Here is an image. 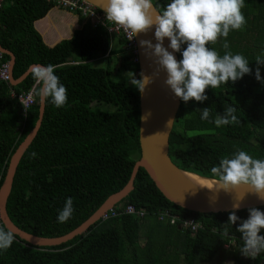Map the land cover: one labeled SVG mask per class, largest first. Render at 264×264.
<instances>
[{
  "label": "trees",
  "instance_id": "1",
  "mask_svg": "<svg viewBox=\"0 0 264 264\" xmlns=\"http://www.w3.org/2000/svg\"><path fill=\"white\" fill-rule=\"evenodd\" d=\"M153 2L162 11L170 0ZM244 3L247 23L226 39L233 54L248 59L251 74L206 89L208 99L203 102L182 101L170 138L172 160L202 176L217 178L210 169L237 149L264 159V65L255 61L257 56L264 58V0ZM54 7L49 0H6L0 11V42L16 55L14 77L22 76L32 64H51L68 90L64 107L46 101L42 126L18 166L7 204L16 225L45 237L62 236L78 228L128 183L141 158L140 92L122 78L128 71L140 78L137 56L128 49V40L119 36L118 46L109 52L107 28L88 20L70 39L48 46L35 23ZM74 14L85 19L79 12ZM224 39L209 47L222 55ZM75 48L80 50L79 61H71ZM178 54L182 59V53ZM99 57L106 58L105 67L93 65ZM9 60L4 54L3 62ZM257 67L262 80L256 79ZM35 86L31 74L18 85L0 81V187L12 155L39 118L36 95L28 109L19 99ZM228 106L235 107L239 123L217 127L215 117ZM205 107L210 109L208 120L201 119ZM67 197L73 199L74 212L66 223H60L57 215ZM129 204L144 215L124 214ZM256 208L264 211V206ZM115 209L122 213L101 218L61 245L38 247L16 236L10 248L0 251V264H203L218 259L223 251L231 253L236 264H264V253L255 259L241 254L242 234L236 231L240 220L227 225L232 211L199 213L181 208L162 194L144 168L137 174L135 189ZM167 210L182 220L193 218L202 227L193 231L181 226L180 220L175 224L167 217L161 220ZM236 215L247 219L248 209L236 211ZM260 234L264 235V229Z\"/></svg>",
  "mask_w": 264,
  "mask_h": 264
},
{
  "label": "clouds",
  "instance_id": "2",
  "mask_svg": "<svg viewBox=\"0 0 264 264\" xmlns=\"http://www.w3.org/2000/svg\"><path fill=\"white\" fill-rule=\"evenodd\" d=\"M244 6V0H170L162 11H156L152 0H106L103 10L106 21L123 29L129 40L141 32L147 33L154 26L157 42L153 44L151 40H141V46H146V52L156 57L159 68L166 71L165 83L176 97L184 102L193 99L203 102L208 99L206 89L219 88L222 84L235 82L252 72L248 59L243 54H233L226 39L231 31L240 30L246 25L247 20L242 13ZM165 38L170 40L168 48L181 52L182 59L177 60L173 52L164 46ZM220 38H225L222 45L225 51L222 55L217 49L209 47ZM182 45L186 47L182 49ZM255 61L258 65H264V58L260 56ZM30 73L37 85L35 95L41 102L50 100L56 108L66 105L68 90L60 82L53 65H33ZM129 73L128 82L140 93L153 82L143 72L139 79L134 73ZM255 76L257 80H262L259 67L255 70ZM235 112V107H226L222 115L215 117L214 124L222 127L239 123ZM209 117L210 109L203 108L201 119L208 120ZM210 171L217 177L216 189L229 192L244 187L245 192L255 193L264 200V159L254 158L247 151L237 149L231 156L221 157L219 164ZM244 194L236 195L233 209L240 208ZM73 212V199L67 197L58 212L57 221L66 223ZM248 212V218L241 220L236 211H232L227 225L233 226L240 220L236 231L242 234L243 245L239 250L242 255L255 259L264 253V235L260 234L264 229V211L250 207ZM224 235H228L227 226L224 227ZM15 239L14 231L0 224V251L10 248Z\"/></svg>",
  "mask_w": 264,
  "mask_h": 264
},
{
  "label": "water",
  "instance_id": "3",
  "mask_svg": "<svg viewBox=\"0 0 264 264\" xmlns=\"http://www.w3.org/2000/svg\"><path fill=\"white\" fill-rule=\"evenodd\" d=\"M84 1L104 12L103 8L105 7L106 0ZM152 3L155 10L160 11L153 0ZM1 28L2 24L0 21V30ZM154 32L155 27L153 26L147 33L141 32L136 35L140 73L143 72L145 75L151 77L153 82L146 86L143 93H140L141 158L136 162L128 183L121 190L110 195L78 228L65 235L56 237L40 236L30 233L16 225L8 213L7 204L13 189L18 166L26 151L36 139L44 120L46 101H39V118L36 125L12 155L5 179L0 187V220L5 226L14 231L18 239L24 240L33 246L49 247L61 245L83 234L90 226L94 225L108 213L110 209L117 206L130 195L135 189V179L140 168H144L147 171L157 188L170 202L189 211L220 213L264 206V200L258 198L255 193L245 192L246 188L241 187L240 189L229 192H225L223 189H216L215 183L217 178L202 176L184 170L172 160L170 156V138L182 100L176 97L170 86L165 83L167 73L164 69L159 68V65L156 63V57L149 55L148 52H146V46L142 47L140 44L141 40H151V42L155 44L157 41ZM169 44L170 40L165 38L164 46L168 48ZM168 50L173 52L177 60H180L178 52H174L171 48H168ZM0 52L10 56V67L12 72L11 83L13 85H18L24 82L31 74V66L36 64H32L22 76L15 78L13 72L16 63V55L12 51L5 49L1 42ZM122 60L123 59L120 58L117 69L120 67ZM195 176L210 181L213 187H198L192 184L195 182L192 180V178L196 179ZM243 194L244 198L240 201V208L238 210L233 209V204L236 202V195Z\"/></svg>",
  "mask_w": 264,
  "mask_h": 264
},
{
  "label": "built area",
  "instance_id": "4",
  "mask_svg": "<svg viewBox=\"0 0 264 264\" xmlns=\"http://www.w3.org/2000/svg\"><path fill=\"white\" fill-rule=\"evenodd\" d=\"M51 1L56 2L59 6L72 13L79 12L84 16V18H88V20H93L94 24L95 23L103 24V26L107 28V30L111 35L117 34L118 36L122 35L123 37H125L128 40V45H129L128 49H131V51H133L136 54L137 61H139L136 36H134L131 40H129L128 34L124 32L123 29L115 25H112L108 21H106L105 13L103 11L99 12L98 8H96L94 5L84 0H51ZM5 2L6 0H0V11ZM11 80H12V74H11L10 64L9 62H3V54L0 53V81L11 82ZM36 86L27 94L19 95V99L22 102L25 109L30 108L35 102L34 96H35ZM123 212L124 214H131L138 216L144 215V212L138 211L132 204L126 206ZM121 213L122 211L120 212L114 207L110 209L108 213H106L102 218L108 219L112 216H118ZM165 217L168 218V221L171 222V224H175L178 220H180L181 226L182 224L184 226H190L193 231H196L200 227H202V224L200 222L195 221V219L189 218L186 220H182L181 218H179V216L173 215L169 210L161 214L160 219L164 220Z\"/></svg>",
  "mask_w": 264,
  "mask_h": 264
},
{
  "label": "crops",
  "instance_id": "5",
  "mask_svg": "<svg viewBox=\"0 0 264 264\" xmlns=\"http://www.w3.org/2000/svg\"><path fill=\"white\" fill-rule=\"evenodd\" d=\"M79 17L81 16L56 6L49 11L46 17L36 21L35 27L43 37L45 43L52 47L63 39H70L75 30L81 29L83 25L88 22V18H82V20H80ZM110 36L111 47L109 52L118 46L117 38H119L117 34H110ZM234 261L235 263L233 262V264H236L237 260L235 259Z\"/></svg>",
  "mask_w": 264,
  "mask_h": 264
},
{
  "label": "rangeland",
  "instance_id": "6",
  "mask_svg": "<svg viewBox=\"0 0 264 264\" xmlns=\"http://www.w3.org/2000/svg\"><path fill=\"white\" fill-rule=\"evenodd\" d=\"M86 19V18H85ZM97 21V20H96ZM74 60H80V50H79V48H75V49H73V52H72V57H71V61H74ZM106 64H107V60H106V58L104 59V58H102V57H99V58H97V59H95L94 61H93V65L94 66H96V67H105L106 66ZM136 76V75H135ZM122 78L123 79H125V80H129L130 79V73H129V71L127 72V73H123V75H122ZM137 78V77H136ZM133 86V85H132ZM135 89H137L135 86H133ZM94 105V107H96L97 106V104L96 103H94L93 104ZM140 242L142 243V244H144V242H145V238L144 237H142V239H140ZM227 248V247H226ZM217 259V258H216ZM214 260L215 262H217L218 260H220V261H223L224 262V264H233V262L235 263V261H234V259H233V257H232V254L231 253H228V252H225V251H223L219 256H218V259L217 260ZM214 261H212L211 263H203V264H214L215 262Z\"/></svg>",
  "mask_w": 264,
  "mask_h": 264
},
{
  "label": "bare ground",
  "instance_id": "7",
  "mask_svg": "<svg viewBox=\"0 0 264 264\" xmlns=\"http://www.w3.org/2000/svg\"><path fill=\"white\" fill-rule=\"evenodd\" d=\"M195 178L197 179H194V178H192V180L193 181H195V182H191L192 184H195L196 186H198V187H200V186H204V187H213V186H211V182L210 181H207V180H205V179H202V178H198V177H196L195 176Z\"/></svg>",
  "mask_w": 264,
  "mask_h": 264
}]
</instances>
